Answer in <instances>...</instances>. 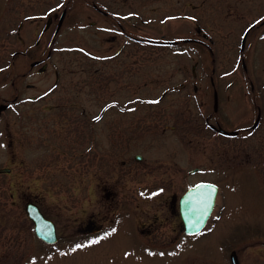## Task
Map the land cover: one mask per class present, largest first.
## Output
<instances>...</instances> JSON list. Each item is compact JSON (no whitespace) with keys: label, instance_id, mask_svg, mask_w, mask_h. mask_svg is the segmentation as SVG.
<instances>
[{"label":"rangeland","instance_id":"obj_1","mask_svg":"<svg viewBox=\"0 0 264 264\" xmlns=\"http://www.w3.org/2000/svg\"><path fill=\"white\" fill-rule=\"evenodd\" d=\"M89 2L0 0V65L13 50L20 53L17 100L0 117V168H11L0 172V264H228L232 247L240 264H264V0H103L118 20L129 21V32L176 39L177 48L132 45L123 35L114 41L103 18L97 28L85 26L95 19L79 17L92 10ZM68 4V21L56 35L33 18L59 17ZM127 9L135 10L133 20L124 17ZM251 23L258 27L248 36L245 71L241 39ZM199 26L216 40V63L201 44L183 43L204 39ZM40 55L45 71L30 65ZM211 74L222 90L218 118L240 130L235 137L206 123L213 92L200 91L213 90ZM2 97L14 93L0 77ZM258 106L262 121L251 130ZM165 125L174 128L163 133ZM199 181L220 187L205 229L179 236L177 219L160 211L146 225L150 237L177 240L161 249L141 241L135 224L149 223L144 211L155 221L158 202L173 193L178 204ZM28 201L55 220L57 243L36 237ZM90 217L101 228L93 234L83 229Z\"/></svg>","mask_w":264,"mask_h":264},{"label":"flooded vegetation","instance_id":"obj_2","mask_svg":"<svg viewBox=\"0 0 264 264\" xmlns=\"http://www.w3.org/2000/svg\"><path fill=\"white\" fill-rule=\"evenodd\" d=\"M89 5L92 7V10L89 11L88 14L86 15H80L79 17H95V19H90L89 20V25H85V26H90V27H98V21L99 18H103L106 21L110 22V26H112V30L115 32L112 40H116L117 39V35H123L125 36V38L129 39L128 42H131V44L133 45H139V46H147V45H152V46H163V47H174L177 48L178 46H180L181 42L176 40V39H161V40H157L156 38H152V37H145L144 35H140L138 32L135 34L134 32H129V26L130 24L128 23L129 21L127 20L126 22L124 21H120L116 18V11L114 8H108V3L107 2H103V0H88ZM112 2L116 1V0H111ZM123 2V4H126L125 0H121ZM111 2V4H112ZM111 6V5H110ZM71 11V5H64L61 13L58 17V15L56 16H46L44 17L41 13H35L33 18H36L35 20L40 19V22L42 23L43 21V26L42 29L45 32L48 31H52L55 35L58 34L59 32H61V30L64 28V26L66 25V22L68 21V17H69V13ZM135 10H131V12H134ZM127 13H125L124 17H132L131 16V12L130 10L127 9L126 11ZM136 13V17H138L137 12ZM58 17V19H57ZM45 18V19H44ZM134 18L132 17L131 20H133ZM137 21V20H136ZM261 25H264V22L260 23ZM133 27H136V29H140V25L139 22H132ZM22 26V25H21ZM19 25V27H21ZM256 25H254L253 23H251V25L249 27H247V29L245 30L242 39H241V48H240V54H241V61H242V66L244 68L245 71H247L248 66L246 65V57H245V49L248 45V36L251 34V30L255 29ZM15 29H13L14 31ZM199 34L202 33L203 36V40H198L196 38H192V37H185L183 40V43H190V42H195L198 44H201V47H203L207 53L210 54V56H212L211 60L216 63L217 60V53H216V49H215V45H216V40L213 37H210L208 35L207 32H203L202 28L199 26L197 28ZM54 40V39H53ZM52 40V41H53ZM40 43V39H38L36 41V44ZM124 47L125 45L122 44L120 45L119 48H117V50L114 52L115 57L118 56L119 54H121L124 51ZM180 50L185 51V48H180ZM52 51L50 50L47 53V57L51 56ZM17 54H20L18 51L13 50L12 52L9 53V58L7 63H3L0 65V77H3V79H6L9 84H10V93H14V97L13 99L9 98V97H2L0 98V117L2 116V114L7 111L8 109H10V107L13 106L14 102L17 100V94L15 92H17V87H16V83H17V72H16V57ZM124 59V63L123 64H127V59L128 58H123ZM30 65L32 68L40 65L39 67V71H42L44 69L48 68V61H46V59L40 55V57H36L33 58L32 60H30ZM126 62V63H125ZM45 64V66H43ZM194 66H192V70H193V75H196V66L197 64L195 63ZM43 66L44 69H41ZM213 68V74L216 72V67H212ZM23 75H26V73H23ZM210 80L212 83V87L213 90H202L200 92H213V111L207 115L206 118V123L209 125V128H211L213 131H215L216 133H219L217 131V128L220 126L224 127V123L221 122V119L218 118V114H219V104H220V100L221 97L219 95V92H222V90H220L219 88L215 87L216 84L213 80L212 74L210 76ZM29 87L32 86V84L28 85ZM251 92H255V87L253 85V82H251ZM195 92H198V88L197 86L194 87L193 89ZM178 90H174V91H169L167 89H164L161 92H176ZM179 92H185V90L179 91ZM160 98H155L152 101L154 103H157L158 101H160ZM130 103V102H129ZM14 107V106H13ZM256 119L255 122L257 120V118L259 117V121L255 126H251L250 129L251 130H255L256 128L259 127L260 122H261V118H262V108L258 106V113L256 114ZM214 117H217V120L215 122H211L210 120ZM174 128V126H170V125H165L163 126V133L167 130V129H171ZM240 133V130L236 129V134L234 136H237ZM137 155H141V159L143 158V155L141 153H137L135 154V157L137 158ZM199 169V168H198ZM197 169V170H198ZM110 189V190H109ZM116 194L117 192L115 191V189L111 186L110 188H108V197H112V194ZM115 196V195H114ZM158 204H161L160 206H156L158 207L157 209H154V215H155V221L151 220L150 218V212L146 210L144 211V213H146L147 216V220L149 221V223L146 222H138L139 224H135L137 230H140V233H138L139 238H141V241H143L146 244H150L153 246H156L158 249L164 248V247H168L170 246L173 241H176V238H168V239H162L165 240L167 242L163 243L160 241H155L156 239L150 237V233L152 231V229L147 228L146 229V225H150V227H152L155 222L157 221L156 218H158V212L160 211H164L165 214H171L172 213V218L177 219L179 225L181 226L182 232H180L179 236L183 235H187L185 232V226H184V222L182 220L181 217V213H180V209H179V200H178V204L176 202V195L175 194H171L169 197V200H163L160 203L158 202ZM153 208V206H152ZM156 210V211H155ZM170 217V216H169ZM115 218H108V224H111L112 226L117 225L115 223ZM210 220V219H209ZM209 222V221H208ZM145 227V228H144ZM83 229L85 230V233L88 234H93L96 233L98 231H100V226L96 225L95 220L90 217L88 218L84 223H83ZM256 233V232H254ZM60 239V238H59ZM252 246H255V242H251ZM230 247V246H229ZM239 256H238V252L237 249H235V247H232L227 255V259H228V264H240L239 261ZM242 264V262H241Z\"/></svg>","mask_w":264,"mask_h":264},{"label":"water","instance_id":"obj_3","mask_svg":"<svg viewBox=\"0 0 264 264\" xmlns=\"http://www.w3.org/2000/svg\"><path fill=\"white\" fill-rule=\"evenodd\" d=\"M219 131L228 135L235 134V131H228L224 128H219ZM9 171V167L0 168V172ZM217 191L216 184L199 182L182 196L180 209L188 233L198 232L206 224L212 208H214ZM26 209L34 222L36 235L48 243L56 242L58 238L54 221L45 217L40 208L33 202H28Z\"/></svg>","mask_w":264,"mask_h":264},{"label":"snow or ice","instance_id":"obj_4","mask_svg":"<svg viewBox=\"0 0 264 264\" xmlns=\"http://www.w3.org/2000/svg\"><path fill=\"white\" fill-rule=\"evenodd\" d=\"M113 231H115V230H113ZM93 243H95V241H93ZM77 247H80L79 245H77Z\"/></svg>","mask_w":264,"mask_h":264}]
</instances>
